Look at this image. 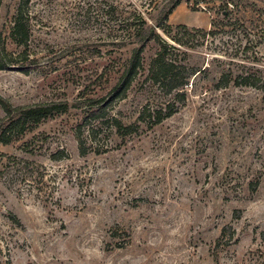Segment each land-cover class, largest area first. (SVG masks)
Returning <instances> with one entry per match:
<instances>
[{"label":"rangeland","instance_id":"rangeland-1","mask_svg":"<svg viewBox=\"0 0 264 264\" xmlns=\"http://www.w3.org/2000/svg\"><path fill=\"white\" fill-rule=\"evenodd\" d=\"M173 1L133 0L149 25ZM17 3L0 0L2 37ZM91 5L30 0L25 62L35 68L0 71V99L11 106L68 105L0 145V264H264V90L217 86L224 74L256 71L264 82V42L248 47L210 25L241 5L260 34L264 0H183L168 25L178 59L197 71L186 100L151 126L149 116L174 102L147 79L150 43L126 98L106 108V118L134 127L126 136L87 117L130 50L109 45ZM82 124L83 156L73 135Z\"/></svg>","mask_w":264,"mask_h":264},{"label":"trees","instance_id":"trees-1","mask_svg":"<svg viewBox=\"0 0 264 264\" xmlns=\"http://www.w3.org/2000/svg\"><path fill=\"white\" fill-rule=\"evenodd\" d=\"M93 11L96 23L101 24L105 30L106 40L114 48H130L128 57L119 67V76L115 84L110 88L105 98H94L89 101L90 109L87 117L94 120H103L107 117L106 108L113 102L126 98L127 93L137 76L143 70L142 54L150 43L157 46V50L149 60L147 69V79L166 95L173 94V102L166 108V112L155 111L151 117V126H155L173 116L178 105L185 102V88L190 79L197 71L187 66L178 59L179 46L181 42L172 35L173 28L168 25V17L180 5L183 0H174L169 7H164L158 12V17L153 25H149L144 13L133 0H92ZM234 12L224 11L221 13L219 22H211V27L219 25L220 28L238 32L239 37L246 38V46L253 47L264 42V31L255 33L248 26L244 15V8L241 5L233 6ZM30 0H18L15 16L10 33L2 37L0 33V71L15 69L21 73H28L35 68L31 62L27 63V45L30 40L31 21ZM250 25V24H249ZM184 33H188L185 27H176ZM261 30V29H260ZM264 30V29H262ZM201 32L202 31H198ZM209 34H213L210 31ZM254 34V35H252ZM166 37V38H165ZM15 46L20 53L13 54L8 48ZM255 54V53H254ZM240 58L248 59L244 50L241 51ZM248 73V74H247ZM258 72H246L245 75L237 76L232 80L231 75H223L218 82V87H226L232 81L237 86L251 87L264 90V82L261 81ZM258 75V76H257ZM0 107L4 116L0 118V145H9L19 136L32 130L41 122L54 115L65 113L68 110L66 103H41L30 106L13 107L6 101L0 99ZM143 121V114L139 117ZM85 117V121H86ZM109 124L115 128L116 133L121 136L132 134L133 126H122L116 118H106L99 123V126ZM79 125L74 130V138L77 142L78 152L81 156L89 152L86 140L83 137V126Z\"/></svg>","mask_w":264,"mask_h":264}]
</instances>
